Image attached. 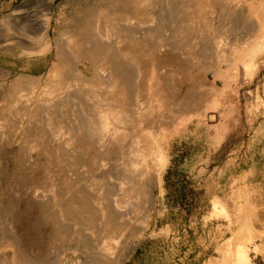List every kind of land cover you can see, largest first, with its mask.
<instances>
[{
	"label": "rangeland",
	"instance_id": "374dc122",
	"mask_svg": "<svg viewBox=\"0 0 264 264\" xmlns=\"http://www.w3.org/2000/svg\"><path fill=\"white\" fill-rule=\"evenodd\" d=\"M49 1L0 0V264H264V0Z\"/></svg>",
	"mask_w": 264,
	"mask_h": 264
},
{
	"label": "bare ground",
	"instance_id": "6f19581e",
	"mask_svg": "<svg viewBox=\"0 0 264 264\" xmlns=\"http://www.w3.org/2000/svg\"><path fill=\"white\" fill-rule=\"evenodd\" d=\"M49 1V0H48ZM51 1V0H50ZM49 1V5L48 6H50L51 4H52V1L50 2ZM35 2V1H34ZM94 4V3H93ZM264 5V4H263ZM261 7H262V5H261ZM48 8V7H47ZM92 8V7H91ZM264 8V7H263ZM51 9V8H50ZM48 10H49V8H48ZM101 10V11H100ZM99 11V14L102 16H104V17H106L107 18V15L109 14V13H107L106 12V14H104V10L103 9H100ZM84 12V11H83ZM84 14V13H83ZM97 14V13H96ZM84 17V16H83ZM94 17V16H93ZM73 19V18H72ZM93 19V18H92ZM79 20V22H82V21H80L81 19L79 18L78 19ZM77 20V21H78ZM104 20V19H103ZM92 21H94V20H92ZM91 21V22H92ZM115 21V20H114ZM76 22V21H75ZM97 22V21H96ZM85 28H86V26H85ZM47 26H46V31H45V35H44V37H49L48 35H49V33L47 32ZM85 31V30H84ZM85 33L83 32V25L82 24H79V23H77L76 24V29H75V31H74V34L72 35V36H70V37H72V38H74V35H75V39H82V36L84 35ZM85 37V36H84ZM83 37V38H84ZM85 39V38H84ZM262 43V42H261ZM236 250V254H235V262L237 263V264H245L246 263V261H247V256H246V252H245V246H243V245H238L237 246V249H235ZM263 264V263H262Z\"/></svg>",
	"mask_w": 264,
	"mask_h": 264
}]
</instances>
